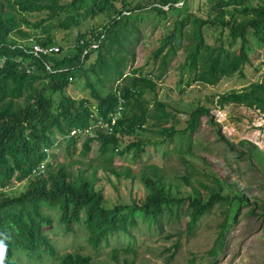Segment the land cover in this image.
Returning a JSON list of instances; mask_svg holds the SVG:
<instances>
[{
	"label": "trees",
	"instance_id": "obj_1",
	"mask_svg": "<svg viewBox=\"0 0 264 264\" xmlns=\"http://www.w3.org/2000/svg\"><path fill=\"white\" fill-rule=\"evenodd\" d=\"M187 1L0 0V234L8 237L5 239V264H19L20 259L16 258L22 254L28 259L33 258L29 255H35L39 261L45 254L54 258L55 247L44 233L45 226L54 220L63 226L65 232H73L76 225L83 223L88 232L87 242L96 249L113 233H129V229L136 226V214H141L147 223L152 222L160 229L159 217L162 214L178 217L184 203L187 205L186 229L189 232L216 206L225 205L224 218L211 252L216 254V250L223 249L229 209L233 203L240 206L248 201L232 184L228 185L233 196L223 194V186L215 175L216 188L199 184L204 195L189 183L188 177L181 176V180L192 189V195L177 199L172 195L173 185L165 182L160 172L152 167V175L142 177L146 188L144 198L133 199L131 204L108 207L102 189L95 187L96 170L92 183L81 172L73 177L66 168H55L50 161L49 152L56 140L64 139L67 150L71 151L80 135L72 136L70 131L96 124L91 117L89 100L67 93L75 79L84 80L99 117L106 120L110 112L115 115L122 111L111 134L95 132L84 139L82 154L86 155L91 143L98 141L99 152L109 160L115 152L120 155L131 153L138 159L150 145L149 140L136 139L119 149L122 137L147 130L160 136L168 133L167 137H171L176 131L175 125L163 127L174 119L173 112L167 110L169 105L156 97L146 98L145 91L155 92L156 81L164 76L168 59L175 56L184 39L189 42V47L180 68L188 69V78L184 83L180 76V85L184 83L181 91L195 83L203 87L215 86L233 76L232 66L249 61L247 34L264 48V0H256V4L253 0H208L215 9L210 8L207 17L188 13L176 21L170 33L162 39L153 54L154 60L160 57L159 71L155 76L142 74L138 69L125 75L128 61L134 57L126 47L138 32L130 15L146 11L164 16L167 11L179 10L178 2L183 5ZM31 15L40 18L30 21L28 17ZM99 16L105 19V24L99 29L77 31L71 47L59 44L58 52L37 56L31 52L35 43L44 48L58 45L53 29L70 31L79 28L83 21ZM124 20L129 23L119 27V22ZM186 26L191 28L188 33L183 31ZM205 27L220 30L218 46L205 43L202 33ZM225 32L228 48L239 44L240 56L224 47L220 38L223 39ZM106 82L115 88L103 95L101 90ZM216 96V101L212 102L220 109L235 104L264 114V81ZM190 114L200 118L209 115V108L196 104ZM194 129L190 126L185 131L192 133ZM219 139L224 140L222 136ZM245 144L249 145L248 156L256 158V154L261 153L255 145L239 142L243 148ZM110 172L117 178L122 175L112 169ZM129 175L127 169L124 176ZM14 181L25 182V189L19 193L9 191ZM175 190L180 194L179 186ZM49 210L55 212L54 216L47 214ZM112 253L116 259V250ZM58 264L93 263L89 255L69 252L58 257Z\"/></svg>",
	"mask_w": 264,
	"mask_h": 264
},
{
	"label": "rangeland",
	"instance_id": "obj_2",
	"mask_svg": "<svg viewBox=\"0 0 264 264\" xmlns=\"http://www.w3.org/2000/svg\"><path fill=\"white\" fill-rule=\"evenodd\" d=\"M61 2L69 0H60ZM256 4V0H253ZM178 2L177 11H167L164 16H155L144 11L130 19L134 22L138 32L130 38L127 50L134 53L124 71L128 75L133 70H141L142 74L155 76L158 73L160 57L154 60V51L161 44L162 39L170 33L176 21L188 13L207 17L209 9H215L208 0H189L186 4ZM119 5V4H117ZM167 10V8H164ZM30 21L40 16L31 15ZM105 19L96 17L83 21L82 25L70 31L53 29L56 42L65 48L75 42L76 32H86L91 28L99 29L105 24ZM129 20L119 22L122 26ZM116 29V28H115ZM190 26L183 31L188 33ZM206 44L218 46L220 44V30L215 27L202 29ZM223 39L224 47L237 54L239 44L228 48L229 42ZM247 52L249 61L239 66H232L233 76L225 78L215 86L203 87L193 84L190 88L180 90L188 78V69H181L188 51L189 42L184 39L177 48L175 56L170 60L164 76L156 81L155 92L145 91V97L168 104L167 110L173 112L174 119L163 127L175 125V133L167 137L154 134L147 130L133 136H124L120 139L118 148L123 149L129 142L136 139L149 140V146L140 158H134L131 153L120 155L115 152L112 159L99 152L100 142L91 143L90 151L83 155L82 143L85 138L95 132L80 135L75 148L68 151L64 139L56 140V145L50 149V161L55 168L64 167L73 176L82 173L92 183L95 181L93 173L96 170L97 180L95 187L102 189L103 197L108 207L115 204H131L132 200L144 198L146 188L142 177H150L151 169L159 171L165 182H170L172 195L177 199L192 195V189L186 185L181 176L188 177L196 190L204 195V189L199 184L209 188H216L213 175L223 186V194L233 196L228 184L240 192L248 201L240 206L234 205L229 209L228 228L224 247L212 254L211 250L218 238L219 225L224 218V206H216L210 213L200 219L196 228L187 231L186 204L179 209L178 217L162 214L159 217L160 229L152 222L147 223L141 214H136V226L129 229V233H113L105 241H101L95 249L87 242L88 232L83 223L75 226L73 232H65L63 226L56 220L46 225L44 233L55 247L56 256L47 254L42 260L35 255L28 259L25 254L19 258V264H58V257L65 253L75 252L89 255L93 264H264V114L257 109H249L243 105L228 104L223 109L215 105L217 94L231 90H239L249 83L264 81V48L251 34H247ZM241 75H244L242 78ZM180 76L184 83L180 85ZM98 86V85H97ZM114 85L105 83L101 90L106 94ZM67 93L76 98H87L91 109L95 110V101L90 99L89 90L83 79H75L68 87ZM196 104L209 108V115L196 118L191 111ZM152 109V105H149ZM95 112V111H93ZM194 126V131H185ZM222 136L224 140H220ZM247 141L257 147L261 153L256 158L248 156V144L245 148L239 142ZM233 147L231 149L230 147ZM244 152V155L241 154ZM122 174L119 178L110 170ZM129 170V176L124 172ZM26 183H16L10 186L9 191L19 193L25 189ZM179 186L180 194L175 187ZM204 197V196H203ZM48 215L55 212L49 210ZM116 250V259L112 251Z\"/></svg>",
	"mask_w": 264,
	"mask_h": 264
},
{
	"label": "clouds",
	"instance_id": "obj_3",
	"mask_svg": "<svg viewBox=\"0 0 264 264\" xmlns=\"http://www.w3.org/2000/svg\"><path fill=\"white\" fill-rule=\"evenodd\" d=\"M33 45H39V44H38V43H35V44H33ZM33 45H32V47H33ZM50 46H57V45H50ZM50 46H48V47H50ZM32 47H31V48H32ZM57 47H58V46H57ZM46 48H47V47H46ZM58 49H59V47H58ZM58 51H59V50H58ZM53 53H56V52H53ZM70 80H71V78H70ZM91 110H92V109H91ZM93 111H95V112H93ZM111 115H112V113L110 112L106 120H104V119L102 118L103 121H105V122H110ZM121 115H122V111H119V115L116 117V120L119 119V118L121 117ZM91 117L94 118L96 124H97V122L99 121V118H101V117H99V115L97 114L96 110H92V116H91ZM115 123H116V121H115ZM96 124H95L94 126H90V127L86 128V129H74V130H72V131H76L77 133H76L75 135H72V136H78V135H82V134H86V133H92V132H100V133H103V134H111V133L113 132V127H114V125H115V124H114V125L112 126V130H111V132H109L107 129H103V128H101L100 126H97V127H96ZM72 131H70V134H71ZM116 151H117V150H116ZM0 235H3V238H0V264H5V261H6V254H7V245H6V243H5V239H7L8 237H7L6 234H0Z\"/></svg>",
	"mask_w": 264,
	"mask_h": 264
},
{
	"label": "built area",
	"instance_id": "obj_4",
	"mask_svg": "<svg viewBox=\"0 0 264 264\" xmlns=\"http://www.w3.org/2000/svg\"><path fill=\"white\" fill-rule=\"evenodd\" d=\"M31 50H32L31 52L37 56L40 53L58 52L59 49L57 46H50V47L44 48V47H41L40 45H33ZM118 115H119V111H117L115 115H111L110 122H105L103 121L102 118H99V121L97 122L96 127L100 126L101 128L107 129L109 132H111L112 126L115 124L116 117ZM76 133H77L76 131H72L71 135H75Z\"/></svg>",
	"mask_w": 264,
	"mask_h": 264
}]
</instances>
